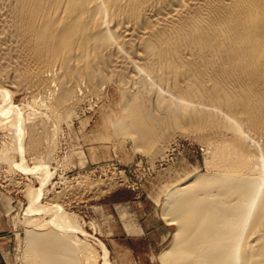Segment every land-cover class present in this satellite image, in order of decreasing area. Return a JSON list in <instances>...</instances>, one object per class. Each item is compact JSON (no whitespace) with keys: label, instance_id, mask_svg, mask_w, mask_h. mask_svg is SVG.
Returning a JSON list of instances; mask_svg holds the SVG:
<instances>
[{"label":"bare ground","instance_id":"6f19581e","mask_svg":"<svg viewBox=\"0 0 264 264\" xmlns=\"http://www.w3.org/2000/svg\"><path fill=\"white\" fill-rule=\"evenodd\" d=\"M113 96L118 138L151 151L182 132L210 154L206 172L166 194L175 230L160 263L264 264V0H0L4 161L11 145L49 156L64 118ZM35 166L42 185L25 190L46 219L27 227L24 264H99L77 214L40 202L52 174Z\"/></svg>","mask_w":264,"mask_h":264},{"label":"rangeland","instance_id":"374dc122","mask_svg":"<svg viewBox=\"0 0 264 264\" xmlns=\"http://www.w3.org/2000/svg\"><path fill=\"white\" fill-rule=\"evenodd\" d=\"M16 97L15 104L21 105L23 95ZM92 98L88 99L90 104L89 101L81 104L78 109L82 113L78 110L79 116L74 114V120L72 116L62 120L60 135L57 132L60 137L56 138L58 148L52 147L47 157L42 154L46 158L43 161L30 151L22 156L14 147L15 157L10 143L8 151L12 156L5 162L2 145L11 142L12 136L0 129V264H24L27 227L46 219L45 214L31 208L26 191L42 185V174L35 172L36 175L31 170L37 164L48 165L52 174L42 188L40 202L44 205L60 202L58 205L62 204L63 209L75 217L77 214V221L89 235L78 233V236L89 239L88 245L99 252V264H103L100 243L108 250L110 264H122L123 254L132 264H161L158 256L171 242L175 230L163 217L164 199L177 185L206 172L210 155L207 145L196 137L176 132L166 141L168 144L156 148L158 151L139 148L130 137L118 138L109 126L114 111H118V98L113 96L112 101ZM95 99L101 101L94 102ZM3 132L7 136L3 137ZM23 158L30 172L23 170ZM58 196L63 199L58 200ZM169 230L171 236L166 234Z\"/></svg>","mask_w":264,"mask_h":264}]
</instances>
